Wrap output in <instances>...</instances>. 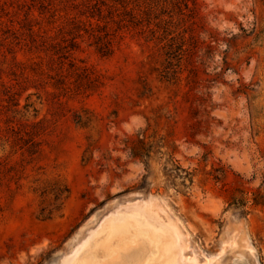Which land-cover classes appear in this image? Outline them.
I'll return each instance as SVG.
<instances>
[{
	"label": "rangeland",
	"instance_id": "rangeland-1",
	"mask_svg": "<svg viewBox=\"0 0 264 264\" xmlns=\"http://www.w3.org/2000/svg\"><path fill=\"white\" fill-rule=\"evenodd\" d=\"M122 1L0 0V264H264V0Z\"/></svg>",
	"mask_w": 264,
	"mask_h": 264
},
{
	"label": "trees",
	"instance_id": "trees-1",
	"mask_svg": "<svg viewBox=\"0 0 264 264\" xmlns=\"http://www.w3.org/2000/svg\"><path fill=\"white\" fill-rule=\"evenodd\" d=\"M122 4L126 5L124 1L120 0ZM124 7V6H123ZM124 144V150L128 154L129 158L139 161L143 164L144 168L147 169L148 161L152 154H157L156 149L159 147L158 144H154L152 137L148 134V131H139L135 136L126 139ZM178 170L175 168L173 171ZM176 173V172H175ZM228 171L224 167H219L213 170L212 178L215 182H222L227 180ZM264 183V180H263ZM248 194L244 193L240 189H235L231 192L229 197V206L235 210H240V215H246L244 209H246L248 201L246 199ZM252 207L260 208L264 211V193L260 190H256L251 194L250 198Z\"/></svg>",
	"mask_w": 264,
	"mask_h": 264
},
{
	"label": "bare ground",
	"instance_id": "bare-ground-1",
	"mask_svg": "<svg viewBox=\"0 0 264 264\" xmlns=\"http://www.w3.org/2000/svg\"><path fill=\"white\" fill-rule=\"evenodd\" d=\"M116 226V224H115ZM114 226V227H115ZM120 227V226H119ZM111 228V227H110ZM122 232V231H121ZM130 233V232H129ZM119 234V233H118ZM130 235V234H129ZM138 236V235H137ZM122 238V237H121ZM120 238V239H121ZM123 239V238H122ZM141 240V241H140ZM114 241V240H113ZM120 241V240H119ZM122 241V240H121ZM112 243V242H111ZM137 247L131 250L128 255L123 258V264H165L163 256L160 252L157 243L144 238H136L135 242ZM109 244V243H108ZM129 245V244H128ZM107 246V245H106ZM142 248V249H141ZM145 248V249H143ZM109 250V247H108ZM110 251V250H109ZM125 251V250H123ZM116 254V253H115ZM115 256V255H114ZM116 257V256H115ZM114 258V257H113ZM112 258V259H113ZM94 260V259H93ZM92 260V261H93ZM86 261V260H84ZM96 261V260H95ZM94 261V262H95ZM105 261V260H104ZM112 261V260H111ZM114 261V260H113ZM93 262V263H94ZM97 262V261H96ZM96 262L94 264H96ZM100 262V261H99ZM112 263V262H111ZM79 264H91V262H82ZM113 264V263H112Z\"/></svg>",
	"mask_w": 264,
	"mask_h": 264
}]
</instances>
